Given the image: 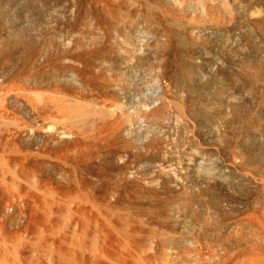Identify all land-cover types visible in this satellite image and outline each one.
Here are the masks:
<instances>
[{"label":"rangeland","instance_id":"rangeland-1","mask_svg":"<svg viewBox=\"0 0 264 264\" xmlns=\"http://www.w3.org/2000/svg\"><path fill=\"white\" fill-rule=\"evenodd\" d=\"M126 1L0 0V85L4 83L2 84V87H5V82H7L6 91L3 90L4 88L0 89V93L2 92L0 96H6V100H3L4 97H0L1 100L4 101V104L2 103L0 105V107H2L1 110L5 107L3 112L4 115L1 113L2 111L0 112V115H3V117L2 115L0 116L1 264H192V261H196L198 258L199 260L197 263L201 264V257L207 258V256L212 260V263L207 260L208 258H202L206 262L204 263V261L201 260L203 261L202 264H207V261L208 264H233L238 257L239 260H242L245 256L244 254H246L245 259L247 258L246 260L243 259L244 261L249 260V255H251L250 257L252 259L255 258L254 256H256V259H259L257 256L260 253H263L264 255V241H261V239H264L262 236L263 233L259 231V234L262 233L259 237L257 234L258 232H256L257 230L255 229L257 228L260 230V228H258V226H255L254 228V225L259 222L257 221L258 219H264L263 214H261L262 212L264 213V209L260 208L261 203H263L262 207H264V201L261 200L263 201L261 202L259 200L261 197L260 195V197L258 196L259 198H253L254 195L252 193V197L249 194L251 198L249 196L248 198L242 196L241 193L246 191V187L244 188L243 185L242 187L245 191L242 189L244 192L241 191L238 193V191H240V183L236 180V182H233L234 178H238V176L232 174V176H235L230 178L232 177L231 175L230 177H227L229 175L225 174V176L227 175L226 177L229 178V181L231 180V183L233 182L229 185L231 187L233 184L235 185L234 188L232 187L235 194L238 193L235 196L237 197L240 194L242 199L244 197V199L247 200V202L245 200L244 202L242 201L243 206H241L244 208H240V211L236 207H230L233 212L237 211L235 213H239L237 216L231 210L228 211L230 208L221 209L219 212H216V210H214V201H211L214 199L213 194L211 195L206 192L203 199L202 196H198V198L196 197V200L198 201L201 198L202 202L200 204L198 201L195 202L196 190H198V187L201 185V180H198V178L201 179L202 176H206V172L199 173L201 169L199 170L194 162V164L190 162L194 161V159L196 160L197 156H199L197 155L199 153L195 147V138L192 135L193 133H191L192 130L189 124L182 118V121L181 119H178L180 116L174 111V103L170 100H167L168 102L164 101V97L161 98L164 92V90L161 91V89H165V85L163 86V84H165V71H163L165 70L164 61L166 62V59L168 58L167 52L163 48H165L166 44L169 46L171 45L170 47L172 49L170 48V52L172 51V53L170 56V62L173 61L172 65L178 63L175 64V67L178 68V65H181L182 63L180 62L182 60L181 54H179L180 51H178V47L176 46L178 44L177 41L179 42V37L172 35L170 38L168 37L171 41H169L170 44L169 42L162 43L167 36L160 32L162 24L160 13L158 11L161 9L157 8L161 6V0H153L154 2L152 0ZM146 1H150V4L158 3L157 5L160 6H149ZM103 3L105 6L109 5V7H107L108 9H106L110 12L105 10V6L102 5ZM122 4L129 8L126 9ZM173 4L171 9L172 7H176V5L174 6ZM162 5L165 4L162 3ZM151 6V10H148ZM101 7H103L102 10ZM153 8L157 11H153ZM100 10L103 14H101ZM172 10L175 11L176 8ZM148 11H153L152 13L154 16L151 17V14L149 15ZM104 13H106V15H104ZM107 13L108 16L111 15V18L115 15L111 20L112 22H110V20H108L109 23L107 22V19L110 18L107 16ZM135 16L139 17L135 18ZM115 17L117 19H115ZM147 17H151L152 20H154V17L155 19L159 17V23L156 22L158 19L154 22L156 27L150 25L152 24L150 18L147 20L148 22L146 21ZM174 17L173 19L176 22V18H178L176 12ZM173 19L171 18V21H173ZM102 20L104 25L106 23V26L102 25L103 23H100ZM122 20L124 23H126V21L128 23L124 24ZM134 20L136 21L134 22ZM120 22L123 27L120 25ZM136 22H138L137 24L140 23V25L137 26ZM114 23L117 26H115ZM127 24L129 25V28ZM132 24L137 27H133ZM172 24H174V21ZM163 26L171 32L173 28V30L177 28V24L176 26H170L168 23H163ZM118 27L119 30L117 29ZM123 28L128 29H124V31ZM173 32L176 34L177 31L175 30ZM224 32L225 34L223 35L228 38L227 32L223 31V33ZM172 37L174 39H172ZM251 42V45L250 43L249 45H242V49L245 47L244 51L247 50V52H244L241 48L238 49L237 46V49L232 47L234 48L233 51L230 47L226 49L228 51L225 50L227 58L229 56L228 60L232 58L229 60V67H235L234 69L236 71L235 72L234 69L229 68L231 71L230 74L235 75L236 78H238V80H236L231 75L232 78L230 79V82L232 81V86L229 83V86H231V89L229 88L230 91L228 90V87H226V89L224 87V90H228V93L223 90L225 93L221 91L222 93L219 92V94L217 90H213L212 87H209L204 95L205 98L208 96L206 99L209 101L210 98L213 99H211L212 110H210V115H212V117H207L205 124L212 127L213 130L215 129V131L216 126L220 130L225 126L227 127L223 129L224 131L222 130V134L225 135L222 149L218 153V157L220 156L219 158L224 161L229 157L230 153L238 151V148L239 150H248L255 157H258L264 148V139L261 140V138L264 137V119L260 117V114L264 112V108H262V104L259 102L260 100H258L257 103V98H261L259 90L264 91V77H262L263 75L261 73L258 78L254 79L256 81H261V86L259 85V82H257V85L256 81H252L253 77L246 73L248 67L245 68V66L244 69L242 67H239L240 69L238 68L239 64L244 66L246 64L245 60H250L251 63L259 64L262 70L261 72L264 73V30L262 34H254L251 38ZM160 45H164L162 46L163 48ZM173 50H175L176 53ZM162 51L166 52H164L165 55ZM166 55L167 57H165ZM161 58H165V60L163 61ZM175 59L176 62H174ZM239 60H242L244 65L241 64V61ZM235 62L238 63V66H235ZM175 67L172 66L173 69ZM177 68L175 71L179 72L180 67L179 69ZM236 68H238V70ZM241 72H243V74ZM237 75H240L241 77L239 76V78ZM244 75H247V78ZM232 79H235V83L238 82L239 84H244L242 81L245 82L244 87H247V85L250 87L251 82H255L254 84H251V87L256 89L255 86H257L259 92L257 90L255 91H257L258 94L254 89L251 90V92L249 91L250 89L247 90L249 87L246 89H243L242 87L241 89L242 85H238L240 87L236 86L237 84H233ZM176 85L177 86L171 87L173 90L171 88L168 90H172L169 95L172 96L173 93L175 95L172 97L177 98L179 93L178 99L181 98L182 100L185 97L190 98V103L192 104L189 103V107L192 105L190 109L195 111V95L193 94V96H191L192 93L188 94L187 88H185L182 83L179 82V85L178 83ZM182 86L184 87L183 89ZM232 87L234 91L232 90ZM15 88L17 91H20V94H17ZM178 88L179 91H177ZM184 89L186 90L183 92ZM238 90L240 92H238ZM231 91L233 94L230 93ZM12 92L15 93L14 96ZM211 92H214L212 93L213 97ZM240 93H242L244 97L242 94L240 95ZM38 94H40V97L43 95L44 98L42 97V101L40 100V97L36 99ZM159 95V98H161L162 101L158 100ZM218 95L221 96L219 97ZM15 96H18V99ZM154 96L158 101L153 99L155 98ZM236 96L238 97L237 99L241 98L240 102L242 103L240 104L244 110L241 109L239 112L232 114L229 109L230 106L239 104V100L237 101V99H235ZM150 99L155 102H150ZM233 99H235L237 103ZM1 100L0 102H2ZM217 100H219L218 103ZM230 101H234L235 103H231ZM244 101L247 106L244 105ZM137 102L139 104L143 103L144 105L142 104V106L140 104V106H142L140 107L137 105ZM5 104L6 106H4ZM257 104L259 105L258 112ZM133 106H138V109L134 107L138 111L132 109ZM119 107L121 108V111L119 110ZM65 108L66 112L64 111ZM77 108L78 110L83 109L90 111L91 113H97L98 116L95 114L97 116L95 119L97 125H92L93 123L91 121L94 120H92V118L90 119L88 117L89 119L86 118V121L84 119L81 121V118L79 119L71 116V114L74 115L73 111ZM116 108L120 112H116ZM253 108H255V110H253ZM39 110L41 113L38 112ZM113 110H115L116 113L113 112ZM35 111L36 113L38 112V114H36ZM216 112H218L217 115L215 114ZM228 112L232 116L231 120H233V122H231V116ZM32 113L33 116H30ZM114 113L117 116L120 113V115L125 117L119 115L120 117L118 118ZM67 115H70L69 118ZM113 115V119L117 118L116 120L112 119ZM221 115L222 117H225V120L224 117H220ZM38 116L39 118H37ZM32 117L34 119H32ZM14 118L15 120L13 121ZM120 118H122V120H125L126 118V120L122 121ZM76 119L79 123L76 122ZM212 119H214V123ZM216 119L218 120V123ZM219 119H222L221 122ZM111 120L112 122H110ZM228 120H230L231 124L227 123ZM113 121H115V124L116 121L120 122L117 123L119 125L121 124V126L117 128L118 124H116L115 127ZM14 122L18 123L16 125L18 130L13 126V124L15 125ZM222 122L227 125H224ZM87 123L91 126L89 127ZM111 123L114 127L109 126ZM212 123L213 125L215 124V128L211 125ZM220 123H222L221 125L224 127L219 125ZM42 125L44 130H41ZM99 125L101 129L97 128ZM103 125L104 128L101 127ZM31 127H33V130ZM49 127L50 130H48ZM36 128L39 129L37 130ZM111 128H113V130L117 129L116 134ZM52 129L55 132L52 131ZM97 129H99L100 132L103 129H108V132H104V130L100 133ZM218 129L217 131H219ZM45 130H48L50 133L47 131L45 133ZM111 130L114 133L111 132ZM16 131L18 135L15 133ZM254 131L261 132V135L254 133ZM11 133L12 135L14 134V136H12ZM99 133L103 137H100ZM103 133H106L105 135L107 138ZM109 133H112V136ZM15 134L18 136V139L13 141H17V144L14 142L11 144L12 141H9L15 137ZM97 136L99 137V140L97 139ZM257 136H261V138H257ZM77 137H79V139ZM16 138L17 137L13 139ZM76 140L79 141V143ZM90 140L95 143L90 142ZM9 143L11 144V147H9ZM12 145H15L16 147L14 146L13 148ZM233 145H235V147ZM228 150L229 153H226ZM224 153H226V155ZM43 154L44 156H42ZM213 155L214 157H211L212 159H215L217 155ZM206 156L207 155L200 157H202L203 160H212L211 157L209 158V156ZM204 162L210 163L206 160ZM251 170L252 172H257L258 169L254 168L253 170L251 168L247 172L250 173L249 176H253V179L257 178V180H255L257 182L259 179L257 173L259 174V172H255L254 175V173L249 172ZM223 177L224 176L222 175L221 180ZM229 181L227 180V182ZM230 186L228 189H231ZM29 188L31 189L29 190ZM232 191L233 190L229 192ZM256 193L258 194V192ZM256 193H254L255 196L257 195ZM245 194L246 192L244 195ZM248 199L252 200L249 201ZM260 199L264 198L261 197ZM256 200H259L260 203ZM203 201L207 202H205L207 207ZM248 202L249 204L251 202L252 205L250 204L249 206V204H247ZM182 204L186 206V208ZM210 204H212L213 207H211L212 205L210 206ZM202 205V209L205 211V206L208 208L206 210L209 212H204L201 209ZM253 205L256 206V209ZM252 206L254 208H252ZM194 207H200L199 209L204 212V215L201 210ZM248 208H250L248 212L249 214H247ZM253 210H256L255 213L259 212V217L253 212ZM261 210L262 212L260 213ZM190 211L191 213L194 212V214H191ZM200 211L202 213H200ZM250 211L252 212L250 213ZM195 212L199 213V216L195 215ZM243 214H245V216H250L251 214V216H253L255 214L256 217L247 216L246 218ZM261 215L262 217H260ZM203 216H205V219H203ZM208 216L210 218H208ZM175 217L178 218L175 219ZM244 217L247 219H245L246 221L244 220ZM248 217L253 220L254 223H257L254 224L249 222V226ZM170 218H172V220L174 218V223L172 220H167ZM239 218L244 221L243 224L247 222L246 224L248 226L246 227L253 226L255 232L249 231L251 229L253 230V228L246 229V224L243 225L246 230L242 226V230L240 229L241 231H238L239 229H236V227L238 228L237 223L238 220H240ZM224 219H226L227 222L229 219L231 220L227 223ZM176 220H178L177 222H189L190 225L196 224L201 231L198 232L197 230H194L187 232L180 231V229L178 231V227L175 224L177 223ZM195 220L201 224H197ZM166 221L168 222L166 223ZM193 221L195 222L192 223ZM261 221L264 223V220ZM224 223L226 225H224ZM231 223L233 224V227H230L232 226ZM263 223L261 225L264 227ZM205 224L207 225L205 226ZM215 224H218V227L222 224V228L220 227V230L218 231H223H221L222 235L217 231V235L220 234V236H217V241H215L216 237L213 235H216L214 231L216 232L219 228L214 229L217 227ZM261 225L259 224L260 227ZM223 226H228L230 229L232 228V234L236 233L235 235L236 237H239V239L235 241L236 237H233L234 234L231 236V230L228 227H225L229 231L226 232L227 230L225 231ZM206 227L212 231H210L211 234L208 232L209 236L206 232L208 231ZM239 227L241 228V226ZM169 229V232H171L170 234L168 232ZM243 229L245 230L244 233L248 234L247 236L244 233H241ZM261 231H263L262 228ZM202 232L205 239L200 234ZM224 232L228 234H224L225 237H223ZM237 232H240V235L242 234L243 238L242 236L240 237ZM189 236L191 239L195 238L194 241H197V239L199 242L201 241L202 243H200V246H206L204 247V250H202L203 246L200 248L197 246V243L199 245V242L194 243ZM197 236H199V238ZM222 237L225 241H223ZM232 237L235 238L233 240L235 244L233 241H230L233 239ZM240 238H245V240L249 241V245L242 239L241 242ZM257 238H260V240ZM210 239H213L212 243L216 244L217 247L220 246V249L225 253L223 255L222 251L218 248L219 258L217 253L215 255H217L216 258L221 261L217 260L216 262V258L213 256L214 254H211L215 251L214 248L217 250V247L211 245L212 243ZM188 240L191 243L188 242ZM204 240L206 245L203 242ZM228 240L230 243L227 242ZM255 240L259 242L261 241L263 245L258 242L255 243ZM237 241H239V243H243L244 241L245 249H243L244 244H241L243 247L241 248V245ZM219 243L223 246L226 243L225 247L228 249L230 248L231 250L237 245L240 252L242 250L247 251L244 253L241 252L240 254L237 247H235L234 250L238 252L233 250L234 252L228 253L229 250L224 247L222 248V245ZM228 244L231 246H227ZM207 246L212 248H210L212 252L207 251ZM261 247L263 249H261ZM255 249L257 253L260 252L259 249L262 251L257 255L256 252H254ZM199 251L203 256H199L201 254ZM251 251L254 252V255L250 253ZM231 254L235 255L231 257ZM241 255L244 256L240 258ZM224 256H226V258ZM262 257L264 256L260 254V259ZM224 258L225 260H222ZM231 259L233 260L232 262H230ZM252 259H250L251 262ZM256 259L253 261H257V264L258 261H262ZM238 261L236 264L245 263ZM249 261L245 264H250ZM259 263L264 264V262Z\"/></svg>","mask_w":264,"mask_h":264},{"label":"bare ground","instance_id":"bare-ground-1","mask_svg":"<svg viewBox=\"0 0 264 264\" xmlns=\"http://www.w3.org/2000/svg\"><path fill=\"white\" fill-rule=\"evenodd\" d=\"M126 1V0H125ZM128 1V0H127ZM126 1V2H127ZM153 1V0H152ZM162 1V3H164L165 5H162V3L160 4V5H157V4H150L148 1H146V2H148L147 4L150 6V5H157V6H155V7H158V6H160L159 8H157V9H161V10H159L158 12L160 13V17H161V24H162V29H161V31L160 32H162L164 35H166V36H164V37H166V39L168 40H164V42H162L163 44L165 43V42H169L170 40L168 39V37L170 38L172 35L174 36V35H176V36H178L177 38L179 39V42L177 41V47H178V51H180V53L179 54H181V61L180 62H182L181 63V65H178L179 67H180V71L179 72H176L175 70H176V68L177 67H175L176 65L175 64H178V63H174L173 65H172V62L173 61H171L170 62V56H171V53H172V51L170 52V46L169 45H165V48H163L162 46H164V45H160L163 49H165V51L167 52V55H168V58L166 59V62L164 61L165 60V58L163 59V58H161V59H163V61H164V65H165V70H163V71H165V73H164V76H165V80H164V82H165V84H163V86L165 85V89H161V91L162 90H164V92H163V94H162V96H161V98L162 97H164V101H171V102H173L174 103V106L173 107H175V110L174 111H176L175 113H177V115H179L180 116V118H178V119H184L188 124H189V126H190V128H191V130H192V132L191 133H193L192 135H193V137L195 138L194 140V142H195V147H196V150L198 151V153L199 154H197V155H199V156H197V158H196V160L194 159V161H190L192 164H194L195 163V165L198 167V169L200 170L201 169V171H199V173H201V172H206V176L204 175V176H202V178L201 179H199L198 178V180H201V185H200V187H198V190H196V196H195V202L196 201H198V200H196V197L198 198V196H202V199L204 198L203 196H204V194H206V192L207 193H209V194H213L214 195V199L213 200H211V201H214L213 203H214V207H215V209L214 210H216V212H219L221 209H227V208H230V207H232V208H234V207H236V208H238L239 209V211H240V208L242 209V208H244V207H242L243 206V202H244V197H243V199H242V197L240 196V194L236 197L235 195H237L238 193H240L241 191L242 192H244L245 191V187H246V194L244 195V193H241V195L242 196H245V198H248V196H249V194H250V196L253 194L254 196H253V198H255V197H258L259 195L262 197V198H264V148L262 149V152L259 154V156L258 157H255L252 153H250L248 150H246V149H240L239 150V148H238V151H234V152H232V153H230V155L229 154H227V155H229V157L227 158V159H225V161L223 160V159H220L219 157H218V153H219V151L222 149V143H223V139H224V135L222 134V130L226 127H224V126H222L221 124L224 122H222V123H220L219 125H221L222 127H224L223 129L221 128V130L220 129H218V127L216 126V131H215V129L213 130L212 129V127H210V126H207L206 124H205V121H206V118L207 117H209V116H211L212 117V115H210V110H212L211 108H212V103H211V99L212 98H210V101L208 100V99H206L205 98V91L206 90H208V88L209 87H212L213 88V90H217L218 91V93L219 92H221V91H223L224 90V87H225V89H226V87H228V90L230 91V89H231V82H230V79L232 78L231 77V75L232 74H230L231 73V71H230V69L232 68V69H234L233 67H229L230 66V59H232V58H230L229 60H228V58H229V56H228V58H227V54H226V52H225V50L226 49H228L229 47L230 48H232V47H235L236 48V46L238 47V49L239 48H241L242 49V45L244 46V45H249V43L251 42V38H252V36H254V34L256 35V33L257 34H262V32H263V30H264V0H161ZM128 2H130V1H128ZM154 2V1H153ZM174 3V4H173ZM172 4L175 6L176 5V7H174V8H176V10L175 11H173L172 9H174L173 7H172V9H171V6H172ZM102 5H104V3L102 4ZM123 5V4H122ZM105 6V5H104ZM124 7H125V5H123ZM170 6V7H169ZM107 7H109V5L108 6H105L104 8H105V10H107L108 8ZM122 7V6H121ZM123 7V8H124ZM154 7V6H153ZM162 7V8H161ZM102 8L103 7H101V10H102ZM107 8V9H106ZM126 9H128L129 7L127 6V7H125ZM124 8V9H125ZM149 8V7H148ZM151 8H152V6L150 7V9H148V10H151ZM259 8V9H258ZM100 10V12H101V14H103L102 13V11ZM104 10V9H103ZM104 10V11H105ZM153 11L155 10L154 8L152 9ZM107 11H109V10H107ZM152 11V12H153ZM155 11H157V10H155ZM110 12V11H109ZM111 12H112V10H111ZM151 12V11H150ZM149 11H148V13H149V15L151 14V17L152 16H154V14L151 12L150 13ZM175 12H176V15H178V18H176V22H175V20L173 19V17L175 16ZM135 13V12H134ZM138 13V12H137ZM155 13H157V12H155ZM114 14V13H113ZM112 14V15H113ZM131 14V13H130ZM158 14V13H157ZM104 15H106V13H104ZM109 15H110V13H109ZM148 15V16H149ZM174 15V16H173ZM102 16V15H101ZM107 16H108V13H107ZM106 16V17H107ZM114 16L115 15H113V17L112 18H114ZM158 16V15H157ZM173 16V17H172ZM99 17V16H98ZM105 17V18H106ZM108 17H110V18H108L107 19V22L109 23V21L108 20H110V22H112L111 20H112V18H111V15L110 16H108ZM116 17H118V16H116ZM115 17V19H117ZM132 17H133V15H132ZM138 18L139 16H135V18ZM151 17H149L150 18V20H152L151 19ZM155 17H156V14H155ZM155 17L153 18L154 20H152V21H150L152 24H150L151 26H155L154 25V22L159 18H156L155 19ZM100 18V17H99ZM99 18H98V20H99ZM104 18V17H103ZM103 18H101V19H103ZM134 18V17H133ZM148 17H147V19H146V21L149 19ZM171 18L173 19V21H174V24H172L173 23V21H171ZM175 18V17H174ZM100 19V20H101ZM114 19V20H115ZM130 19H132V18H130ZM113 20V21H114ZM121 20V19H120ZM124 20V19H123ZM122 20V21H123ZM140 20V19H139ZM116 21V20H115ZM118 21V20H117ZM129 21V20H128ZM131 21V20H130ZM136 20H134V22H135ZM141 21V20H140ZM140 21H138V22H140ZM159 21V19L156 21V22H158ZM172 23H171V22ZM138 22H136V24L138 23ZM148 22V21H147ZM149 22V23H150ZM101 24L103 23V20H102V22H100ZM99 23V24H100ZM117 23H119V22H117ZM123 23H124V21H123ZM126 23H128L127 21H126ZM126 23H124V24H126ZM159 23V22H158ZM158 23H157V26H158ZM163 23H168L170 26H172V25H175L176 26V24H177V28L175 29L177 32H176V34L173 32V31H175V30H173L172 29V32L170 31V30H168L167 28H165L164 26H163ZM176 23V24H175ZM160 24V25H161ZM102 25H104V23L102 24ZM114 25L115 26H117L115 23H114ZM119 25V24H118ZM120 25L122 26V24H121V22H120ZM119 25V26H120ZM128 25V24H127ZM138 25H140V23L139 24H137V26ZM149 25V26H150ZM104 26H106V23H105V25ZM103 26V27H104ZM112 26H113V23H112ZM126 26V25H125ZM124 26V27H125ZM132 26L134 27H137L136 25H133L132 24ZM107 27H108V25H107ZM106 27V28H107ZM110 27V26H109ZM123 27V26H122ZM156 27V26H155ZM174 27V26H173ZM128 28H129V25H128ZM128 28H126V29H128ZM154 28V27H153ZM158 28V29H159ZM113 29V28H112ZM118 30H119V27L117 28ZM125 28H123V30H124ZM125 29V30H126ZM131 29V28H130ZM178 29V30H177ZM117 30V31H118ZM124 30V31H125ZM134 30V29H133ZM115 31V30H114ZM122 31V30H121ZM123 31V32H124ZM223 31H226L227 32V36H228V38L227 37H225V35H223V34H225V32L223 33ZM122 33V32H121ZM125 33V32H124ZM156 33H158V32H156ZM161 33V34H162ZM127 34V33H126ZM160 34V35H161ZM129 36V35H128ZM175 36V37H176ZM163 37V36H162ZM148 39V38H147ZM172 39H174L173 37H172ZM177 40V39H176ZM175 41V40H174ZM153 42V41H152ZM171 42V41H170ZM170 42H169V44H170ZM160 43V42H159ZM252 43V42H251ZM251 43H250V45H251ZM152 44V43H151ZM173 44V43H172ZM175 44H176V42H175ZM158 45V44H157ZM152 46V45H151ZM159 46V45H158ZM167 46H169V47H167ZM173 46V45H172ZM167 47V48H166ZM155 48V47H154ZM159 48V47H158ZM161 48V49H162ZM247 48V47H246ZM149 49V48H148ZM172 49V48H171ZM233 49L234 48H232V51H233ZM237 49V48H236ZM244 49H245V47H243V51H244ZM1 50V49H0ZM177 50V49H176ZM231 50V49H230ZM164 51V52H165ZM173 51H175V50H173ZM226 51H228V50H226ZM238 51H240V50H238ZM246 52H247V50H245ZM244 51V52H245ZM4 52V51H3ZM163 52V51H162ZM163 52V54L165 55V53ZM150 53V52H149ZM155 53V52H154ZM175 53H176V51H175ZM241 53H243L242 51H241ZM178 54V55H179ZM164 55H163V57H164ZM167 55L165 56V57H167ZM228 55H229V53H228ZM231 55V54H230ZM243 55H244V53H243ZM162 56V55H161ZM232 56V55H231ZM233 56H234V54H233ZM1 57V56H0ZM174 58H176L175 56H173ZM172 57V58H173ZM178 57H180V56H178ZM237 57V56H236ZM241 57V56H240ZM172 58H171V60H172ZM160 59V60H161ZM177 59V58H176ZM176 59H175V61L174 62H176ZM238 59V58H237ZM240 59V58H239ZM245 59V58H244ZM250 59V58H249ZM174 60V59H173ZM243 60V59H242ZM242 60H239V61H241L240 63L241 64H243L242 63ZM238 61V62H239ZM178 62V61H177ZM233 62H234V60H233ZM236 63V62H235ZM245 65L244 66H241L240 64H239V66H238V63H236L235 64V66H238V68L239 67H242L243 69H244V67L245 68H247V70H248V72H247V70H246V73L247 74H250V76H252L253 77V79H252V81H256V80H254L255 78H258V76L259 75H261V73H262V77H264V73L263 72H261L262 70H261V67L259 66V64L257 65L256 63H251V61L250 60H245ZM161 64V63H160ZM233 64V63H232ZM163 65V64H162ZM163 65V66H164ZM162 66V67H163ZM172 66H174L175 68L173 69L172 68ZM179 67L177 68V69H179ZM230 68V69H229ZM238 68H236L237 70H238ZM250 68V69H249ZM162 69V68H161ZM160 69V70H161ZM240 69V68H239ZM263 69V68H262ZM242 70V69H241ZM240 70V71H241ZM178 71V70H177ZM234 71H235V69H234ZM239 71V72H240ZM162 72V71H161ZM160 72V73H161ZM236 72V71H235ZM245 72V71H244ZM162 73V74H163ZM238 73V72H237ZM237 73H235V74H237ZM242 74H243V72H241ZM241 73H240V75H241ZM162 74H161V76H162ZM245 74V73H244ZM16 75V74H15ZM239 75V76H240ZM233 76V78H235L236 80H238V78H236V76L235 75H232ZM235 76V77H234ZM238 75H237V77H239ZM245 76V75H244ZM247 76V75H246ZM245 76V77H246ZM250 76H248V77H250ZM18 77V76H17ZM241 77V76H240ZM239 77V78H240ZM15 78V77H14ZM162 78V77H161ZM247 78V77H246ZM7 79V78H6ZM235 79H232L233 80V84H237L236 86H238V85H242L241 86V89H242V87H243V89L245 88H247V87H249L248 85H247V87H244V84H245V82H243L242 81V83H244V84H239L238 82L237 83H235L236 82V80ZM241 79H243V78H241ZM251 79V78H250ZM261 79V78H260ZM9 80V79H8ZM7 80V81H8ZM15 80V79H14ZM13 80V81H14ZM162 80H163V78H162ZM249 80V79H248ZM259 80V79H258ZM11 81V80H10ZM12 81V82H13ZM251 81V80H250ZM249 81V82H250ZM179 82L180 83H182L183 85H184V87L185 88H187V93L189 94V93H192V95L191 96H193V94L195 95V99H196V102H194V103H196L195 105H196V108L194 109L195 111H193V110H191L190 109V107L192 106H190L189 107V105L190 104H192V103H190V98H184V99H182L181 100V98H179L178 99V96H179V93H178V96H177V98L176 97H172L173 95H175V94H173L172 93V96H170L169 94H171L170 92H172V90H173V88H171V87H174V86H177L176 84L178 83V85H179ZM239 82H240V79H239ZM257 82H259V85H260V83H261V81H256V84H257ZM6 84H7V82H5ZM9 83V82H8ZM229 83H230V85L231 86H229ZM255 83V82H254ZM254 83H252L251 82V84H254ZM2 84H4V83H2ZM2 84L0 85V89H2V88H4L3 90H5L7 87H6V84H5V87L3 86L2 87ZM12 84V83H11ZM251 84H250V87H251ZM16 85H17V83H16ZM235 85H233L234 87H236ZM258 85V84H257ZM181 86V85H180ZM240 86H238V87H240ZM261 86V85H260ZM264 86V85H263ZM183 86H182V89L184 88ZM248 88L247 90H249L250 92H251V90H253L254 88ZM254 87V86H253ZM161 88H162V86H161ZM172 89L171 91H168L169 89ZM177 88V87H176ZM180 88V87H179ZM179 88H178V90L177 91H179ZM230 88V89H229ZM255 88L256 89H254V91L255 90H257L258 91V89H257V86H255ZM16 89V88H15ZM20 89V88H19ZM240 89V88H239ZM240 89V90H241ZM260 89H261V87H260ZM13 90H14V88H13ZM12 90V91H13ZM176 90V89H175ZM174 90V91H175ZM186 89H184L183 90V92L185 91ZM213 90H209V91H213ZM228 90H224L226 93H228L227 91ZM232 90L234 91V89H233V87H232ZM236 90H237V88H236ZM235 90V91H236ZM6 91V90H5ZM16 91H17V89H16ZM168 91V92H167ZM176 91V92H177ZM223 91V93H225ZM244 91V90H243ZM254 91H253V93H254ZM257 91H255L256 93H257ZM261 93H260V92ZM258 92H259V94H260V99L259 98H257V103H258V100H260L259 102L262 104L261 106H262V108H264V91H262V90H259ZM14 92H15V90H14ZM14 92H12V94H13V96H14ZM180 92L182 93V91L180 90ZM207 92V91H206ZM214 92H216V91H214ZM214 92H211V95H212V97H213V94L212 93H214ZM238 92H240L239 90H238ZM242 92V91H241ZM2 93V92H1ZM0 93V94H1ZM4 93V92H3ZM158 93V92H157ZM156 93V94H157ZM161 93V92H160ZM186 93V92H185ZM218 93H215V94H218ZM222 93V92H221ZM231 94H233L232 93V91L230 92ZM17 94H20V91H17ZM16 94V95H17ZM220 94V93H219ZM242 93H240V95H241ZM255 94V93H254ZM258 94V93H257ZM40 94H38L37 95V97H36V99L38 98V97H40L39 96ZM181 95V94H180ZM222 95V94H221ZM221 95H218L219 97L221 96ZM228 95H230V94H228ZM236 95H237V93H236ZM240 95H238L239 97H241ZM2 96H3V94H2ZM156 96V95H155ZM154 96V97H155ZM182 96V95H181ZM216 96V95H215ZM242 96L244 97V95L242 94ZM1 97V96H0ZM5 99H4V98ZM3 97H1V98H3V100H6V96H3ZM17 99H18V96H15ZM42 97H43V95H42ZM42 97H40V100L42 99ZM130 97H132V96H130ZM157 97V96H156ZM156 97L155 98H153L154 100H156ZM160 97V95L158 96V98ZM218 97V98H219ZM223 97V96H222ZM228 97V96H227ZM233 97H234V95H233ZM242 97V98H243ZM259 97V96H258ZM1 98H0V100H1ZM14 98V97H13ZM16 98H14L15 100H17ZM44 98V97H43ZM161 98H159L158 100H161ZM231 98V97H230ZM238 97L236 96V98L235 99H237ZM166 99V100H165ZM174 99V100H173ZM221 99V98H220ZM219 99V100H220ZM224 99V98H223ZM229 99V98H228ZM235 99H233V100H235ZM44 100V99H43ZM130 100V99H129ZM134 100V99H133ZM151 101L150 102H153L154 100H152V99H150ZM158 100H156V101H158ZM213 100V99H212ZM219 100H217V103H218V101ZM222 100V99H221ZM232 100V99H231ZM239 100V101H238ZM240 100H241V98L240 99H237V101H238V103L239 104H234V105H232V106H230V111L232 112V114H234V113H236V112H239V110H241V109H243L242 108V106H241V104L240 103H242V102H240ZM243 100V99H242ZM2 101V100H1ZM38 101V100H37ZM36 101V102H37ZM42 101V100H41ZM138 101V100H137ZM146 101V100H145ZM148 101V100H147ZM162 101V100H161ZM167 101V102H168ZM225 101V100H224ZM245 101H246V99H245ZM245 101L243 102L244 103V105H246L247 106V104H245ZM6 102V101H5ZM39 102V101H38ZM44 102H45V100H44ZM149 102V101H148ZM148 102H145V103H148ZM155 102V101H154ZM215 102V101H214ZM213 102V103H214ZM221 102V101H220ZM223 102V101H222ZM231 103H233L232 101H230ZM229 102V103H230ZM235 102H236V100H235ZM234 102V103H235ZM4 104V101H2V102H0V105L1 104ZM129 103H131V102H129ZM138 103V102H137ZM190 103V104H189ZM216 103V102H215ZM237 103V102H236ZM247 103V102H246ZM260 103H259V105H260ZM141 104V103H140ZM140 104L138 103L137 105H139L140 106ZM143 104V103H142ZM141 104V105H142ZM119 105V104H118ZM125 105V104H124ZM144 105V104H143ZM142 105V106H143ZM148 105V104H147ZM214 105V104H213ZM243 105V104H242ZM259 105L257 104V112H258V107H259ZM4 106H6V104L4 105ZM142 106H140V107H142ZM150 106V105H149ZM226 106V105H225ZM114 107H116V106H114ZM128 107V106H127ZM134 107H136V106H133V108L132 109H138V106L136 107V108H134ZM139 107V108H140ZM1 108L2 107H0V112L4 115V109H5V107L1 110ZM36 108V107H35ZM124 108V107H123ZM146 108V107H145ZM221 108V107H220ZM261 108V107H260ZM125 109V108H124ZM127 109V108H126ZM130 109V108H129ZM131 109V110H132ZM136 109V111H138ZM217 109V108H216ZM34 110V109H33ZM32 110V111H33ZM36 110V109H35ZM38 110V109H37ZM101 110H102V108H101ZM116 110V112L117 111H121V108L119 107V110L116 108L115 109ZM115 110H113V112H115ZM123 110V109H122ZM130 110V111H131ZM158 110V109H157ZM156 110V111H157ZM160 110V109H159ZM227 110V109H226ZM244 110V109H243ZM247 110V109H246ZM253 110H255V108H253ZM262 110V109H261ZM42 111V110H41ZM65 112H66V108H65V110H64ZM68 111V110H67ZM106 111V110H105ZM119 111V112H120ZM135 111V112H136ZM172 111V110H171ZM215 111V110H214ZM39 113H41L40 112V110L38 111ZM38 112L36 113V111H35V113L36 114H38ZM69 112H71V111H69ZM99 112V111H98ZM110 112V111H109ZM115 112V113H116ZM124 112V111H123ZM127 112V111H126ZM260 112V111H259ZM43 113V112H42ZM72 113V112H71ZM101 113H103V112H101ZM115 113H114V115H115ZM132 113V112H131ZM214 113V112H213ZM217 113L218 112H216L215 114L217 115ZM222 113V112H221ZM249 113V112H248ZM251 113V112H250ZM254 113V112H253ZM1 114V115H2ZM66 114V113H65ZM64 114V115H65ZM69 114V113H68ZM73 114L74 115H72L71 114V116H74L75 118H81L82 120L81 121H83V119L85 120L86 118L87 119H91L92 118V120L93 121H91L90 123L92 124V125H97V123H95V119H96V117L98 116V114L97 113H94V112H90V111H87V110H83V109H79L78 110V108L77 109H75L74 111H73ZM97 116H96V115ZM105 114V113H104ZM103 114V115H104ZM109 114V113H108ZM107 114V115H108ZM110 114H112V113H110ZM118 114V113H117ZM121 114H122V112H121ZM125 114V113H124ZM136 114V113H135ZM163 114V113H162ZM225 114V113H224ZM228 114H229V112H228ZM227 114V115H228ZM247 114V113H246ZM0 115V116H1ZM3 115H2V117H3ZM63 115V116H64ZM114 115L112 116V119H113V117H114ZM119 115H120V113H119ZM117 116V115H115V116H117L118 118L120 117V116H122V115H120V116ZM154 115V114H153ZM176 115V116H177ZM215 115V116H216ZM230 115V114H229ZM30 116H33V113L30 115ZM37 116V115H36ZM70 116V115H69ZM69 116L67 115V117L69 118ZM101 116V115H100ZM151 116V115H150ZM226 116V115H225ZM231 116V115H230ZM236 116V115H235ZM257 116V115H256ZM1 117V118H2ZM46 117V116H45ZM89 117V118H88ZM95 117V118H94ZM104 117V116H103ZM108 117V116H107ZM111 117V116H110ZM122 117H125V116H122ZM129 117H130V115H129ZM220 117H222V115L220 116ZM220 117H217V118H220ZM224 117V116H223ZM222 117V118H223ZM228 117V116H227ZM226 117V118H227ZM260 117H262L263 119H264V112H262L261 114H260ZM16 118V117H15ZM15 118L13 119V121L15 120ZM34 118H35V116H34ZM33 117H32V119H34ZM37 118H39V116L37 117ZM72 118V117H71ZM70 118V119H71ZM101 118V117H100ZM105 118V117H104ZM213 118H214V116H213ZM233 118H235V117H233ZM253 118V117H252ZM251 118V119H252ZM99 119V118H98ZM117 118H115V119H113V120H116ZM121 120H122V118H120ZM177 119V118H176ZM182 119H181V121H182ZM215 119V118H214ZM214 119H212V121L214 120ZM232 119V116L230 117V120ZM236 119V118H235ZM77 120V119H76ZM76 120H74V121H76ZM125 120H126V118H125ZM125 120H122V121H125ZM149 120V119H148ZM157 120V119H156ZM217 120V119H216ZM221 120L222 119H219V121L221 122ZM224 120H225V117H224ZM227 120V119H226ZM230 120H228L227 121V123H230ZM253 120V119H252ZM4 121V120H3ZM16 121H17V119H16ZM15 121V122H16ZM72 121V120H71ZM86 121V120H85ZM130 121V120H129ZM14 122V123H15ZM76 122H78V120L76 121ZM88 122V121H87ZM99 122V121H98ZM110 122H112V120L110 121ZM115 121H113V123H114ZM118 121H116V124H118V123H120V122H118ZM159 122V121H158ZM216 122V121H215ZM231 122H233V120H231ZM79 123V122H78ZM102 123V122H101ZM207 123V122H206ZM213 123H214V121H213ZM213 123L211 124V125H213ZM217 123H218V120H217ZM226 123V122H225ZM260 123V122H259ZM262 123V122H261ZM18 123H15V125L13 124V126H15V128L17 127L16 125H17ZM44 124V123H43ZM52 124V123H51ZM108 124V123H107ZM110 124V123H109ZM115 124V123H114ZM116 124H115V127H116ZM129 124V123H128ZM188 124H186V125H188ZM224 124V123H223ZM231 124V123H230ZM246 124V123H245ZM263 124V123H262ZM45 125V124H44ZM85 125V124H84ZM87 125L89 126V124L87 123ZM147 125V124H146ZM224 125H227V124H224ZM261 125V124H260ZM91 126V125H90ZM89 126V127H90ZM108 126V125H107ZM109 126H112V123H111V125H109ZM119 126H121V124L119 125L118 124V126H117V128L119 127ZM182 126V125H181ZM220 126V127H221ZM250 126V125H249ZM41 127V126H40ZM39 127V128H40ZM50 127H52V126H50ZM50 127H49V129L48 130H50ZM85 127H87V126H85ZM101 127H103L104 128V125L103 126H101ZM105 127H106V125H105ZM112 127H114V126H112ZM186 127V126H185ZM219 127V128H220ZM229 127V126H228ZM232 127V126H231ZM257 127H259V126H257ZM28 128V127H27ZM30 128V127H29ZM38 128V129H39ZM44 127H43V125H42V129L41 130H44L43 129ZM47 128V127H46ZM78 128V127H77ZM93 128V127H92ZM97 128H100V125H99V127H97ZM108 128V127H107ZM121 128V127H120ZM119 128V129H120ZM189 128V127H188ZM213 128H215V124L213 125ZM227 128V127H226ZM261 128V127H260ZM17 129V128H16ZM31 129L33 130V127H31ZM35 129V128H34ZM37 129V128H36ZM37 129V130H38ZM54 129V128H53ZM52 129V131H54ZM90 129V128H89ZM94 129V128H93ZM101 129V128H100ZM110 129V128H109ZM112 130H113V128H111ZM217 129L221 132H219V131H217ZM248 129H250V128H248ZM18 130V129H17ZM48 130H45V133H46V131L47 132H49ZM78 130V129H77ZM76 130V131H77ZM84 130V129H83ZM86 130V129H85ZM97 130H99V129H97ZM105 129H103L102 131H104ZM108 130V129H107ZM107 130H105L104 132H106ZM111 130V132H113V131H115V134H116V130L117 129H114L113 131ZM125 130V129H124ZM123 130V131H124ZM181 130H182V128H181ZM258 130V129H257ZM263 130V129H262ZM14 131V130H13ZM35 131V130H34ZM93 131V130H92ZM102 131L100 132V130L98 131V132H100V133H102ZM224 131V130H223ZM260 131V130H259ZM264 131V130H263ZM263 131H262V133H263ZM55 132V131H54ZM93 132H95V131H93ZM108 132V131H107ZM110 132V131H109ZM226 132V131H225ZM225 132H223V133H225ZM228 132V131H227ZM232 132V131H231ZM16 134H17V131L15 132ZM50 133V132H49ZM53 133V132H52ZM74 133V132H73ZM100 133H99V135H100ZM114 133V132H113ZM235 133V132H234ZM251 133H252V131H251ZM254 133H256V134H258V135H261L259 132H255L254 131ZM15 134V137H17L16 139H13V138H15V137H13L12 138V136H14V134L12 135V133H11V138L12 139H10V141H9V139H8V141L9 142H11L12 141V143L11 144H13V140H17L18 139V134L16 135ZM48 134V133H47ZM55 134V133H54ZM57 134V133H56ZM82 134V133H81ZM104 134V133H103ZM106 134V133H105ZM104 134V135H105ZM111 136H112V133H109ZM114 134V135H115ZM128 134V133H127ZM264 134V133H263ZM50 135V134H49ZM71 135H73V134H71ZM88 135V134H87ZM98 135V136H99ZM121 135V134H120ZM124 135V134H123ZM79 136V135H78ZM97 136V139L99 140V137ZM102 135H100V137H101ZM106 136V135H105ZM109 136V135H108ZM127 136V135H126ZM264 136V135H263ZM103 137V136H102ZM129 137V136H128ZM227 137V136H226ZM232 137H234V136H232ZM237 137V136H236ZM241 137V136H240ZM258 137H260L261 138V136H257V138ZM78 139H79V137H77ZM76 138V139H77ZM87 138V137H86ZM106 138H107V136H106ZM106 138H104V139H106ZM115 138H116V136H115ZM92 139H93V137H92ZM102 139V138H101ZM103 139V140H104ZM254 139V138H253ZM262 139H264V137L263 138H261V140ZM49 140V139H48ZM87 140V139H86ZM108 140H110V139H108ZM114 140V139H113ZM120 140V139H119ZM232 140V139H231ZM236 140V139H235ZM77 141V140H76ZM82 141V140H81ZM88 141V140H87ZM111 141V140H110ZM145 141V140H144ZM237 141V140H236ZM74 142V141H73ZM78 143H79V141H77ZM90 142H94V141H91L90 140ZM104 142V141H103ZM116 142V141H115ZM120 142V141H119ZM125 142V141H124ZM140 142H142V141H140ZM192 142H193V140H192ZM233 142V141H232ZM8 143V142H7ZM15 144H17V141L16 142H14ZM84 143V142H83ZM95 143V142H94ZM98 143H99V141H98ZM108 143V142H107ZM236 143V142H235ZM239 143V142H238ZM246 143H248V142H246ZM245 143V144H246ZM254 143V142H253ZM10 144V143H9ZM11 144L9 145V147H11ZM100 144V143H99ZM194 144V143H193ZM232 144V143H231ZM249 144V143H248ZM263 144V143H262ZM8 145V144H7ZM82 145V144H81ZM88 145V144H87ZM92 145V144H91ZM127 145V144H126ZM225 145H226V142H225ZM230 145V144H229ZM256 145V144H255ZM6 146V145H5ZM13 146V148H14V146L15 145H12ZM76 146V145H75ZM89 146V145H88ZM124 146V145H123ZM123 146H121V147H123ZM131 146V145H130ZM223 146H224V144H223ZM234 147H235V145H233ZM260 146V145H259ZM264 146V145H263ZM16 147V146H15ZM18 147V146H17ZM91 147V146H90ZM191 147V146H190ZM194 147V148H195ZM50 148V147H49ZM83 148V147H82ZM96 148V147H95ZM126 148V147H125ZM152 148V147H151ZM228 148V147H227ZM230 148V147H229ZM90 149V148H89ZM93 149V148H92ZM122 149V148H121ZM150 149V148H149ZM232 149V148H231ZM256 149V148H255ZM42 150V149H41ZM62 150V149H61ZM146 150V149H145ZM225 150V149H224ZM230 150V149H229ZM229 150H228V152H226V153H229ZM234 150V149H233ZM252 150V149H251ZM46 151V150H45ZM116 151V150H115ZM118 151V150H117ZM123 151H124V149H123ZM122 151V152H123ZM227 151V150H226ZM254 151V150H253ZM260 151V150H259ZM15 152V151H14ZM223 152V151H222ZM231 152V151H230ZM41 153V152H40ZM197 153V152H196ZM226 153H224L225 155H226ZM263 153V154H262ZM213 154H216L217 155V157H215V159H212V157H214V155ZM40 155V154H39ZM39 155H37V156H39ZM49 155V154H48ZM51 155V154H50ZM57 155V154H56ZM204 155H207L206 157H208L209 156V158L211 157V161H208L207 159H205L207 162H210V163H205L204 161L205 160H203L202 159V157H204ZM222 155V154H221ZM42 156H44V154L42 155ZM41 156V157H42ZM46 156V155H45ZM200 156H202V157H200ZM224 156V155H223ZM48 157V156H47ZM59 157V156H58ZM127 157V156H126ZM43 158V157H42ZM86 159V158H85ZM192 160V159H191ZM210 160V159H209ZM194 162V163H193ZM193 167H195V166H193ZM253 169L254 170V168H257L258 170H257V172H259V174L257 173V175L259 176V179H258V181L256 182L255 180H257V178H255V179H253L252 177L253 176H249V174L250 173H247L248 172V170H250V169ZM88 169V168H87ZM207 170V171H206ZM249 172H252V170L251 171H249ZM255 172H252V173H254V175H255ZM225 174H227V175H229V176H227V177H230V175L232 176V174H235L236 176H238V178H234V181L233 182H236V181H238L239 183H240V188H239V190L240 191H238V193L237 194H235V192H234V184H233V188L230 186L232 183H231V180L229 181V178H227L226 176H225ZM203 175V174H202ZM222 175L224 176L223 178H222V180H221V177H222ZM234 175V176H235ZM256 175V176H257ZM234 176H232V177H230V178H233ZM14 178V177H13ZM227 178V179H226ZM14 179H16V178H14ZM13 180V179H12ZM227 180L229 181V182H227ZM236 180V181H235ZM199 182V181H198ZM200 183V182H199ZM11 184V183H10ZM14 184V183H13ZM48 184V183H47ZM230 184V185H229ZM235 184H237V183H235ZM36 185V184H35ZM226 185H228V186H226ZM242 185L244 186V188L242 187ZM45 186V185H44ZM231 187V189L229 190L228 189V187ZM12 188V187H11ZM47 188V187H46ZM237 188V187H236ZM31 188H29V190H30ZM48 189H50V188H48ZM242 189H244V191L242 190ZM47 190V189H46ZM231 190H233L232 192H229V191H231ZM7 191V190H6ZM16 191V190H15ZM51 191V190H50ZM235 191H237V190H235ZM47 192V191H46ZM52 192V191H51ZM89 192V191H88ZM256 192H258V194L256 193ZM13 193V192H12ZM48 193V192H47ZM57 193V192H56ZM252 193V194H251ZM254 193H256L257 195L255 196V194ZM260 193V194H259ZM88 194V193H87ZM208 194V195H209ZM195 195V194H194ZM14 196V195H13ZM185 196V195H184ZM207 196V195H206ZM247 196V197H246ZM249 196V197H250ZM259 196V197H260ZM173 197V196H172ZM180 197V196H179ZM252 197V196H251ZM250 197V198H251ZM258 197V198H259ZM260 197V198H261ZM211 198V197H210ZM257 198V199H258ZM259 198V200L261 201V200H263L264 201V199H260ZM89 199V198H88ZM206 199V198H205ZM190 200V199H189ZM249 201H251L252 199H248ZM254 200V199H253ZM259 200H256L257 202H259L260 203V201ZM181 201V200H180ZM243 201V202H242ZM246 202H247V200H245ZM255 201V202H256ZM263 201H261V202H263ZM183 202V201H182ZM181 202V203H182ZM202 202V200H201V198H200V200L198 201V203L200 204ZM204 203L206 202V201H203ZM210 202V201H209ZM208 202V203H209ZM189 203H190V201H189ZM207 203V202H206ZM206 203H205V206H206ZM198 204V205H199ZM203 204V203H202ZM246 204V203H245ZM247 204H249V202L247 203ZM246 204V205H247ZM250 204H251V202H250ZM250 204H249V206H250ZM256 204V203H255ZM169 205V204H168ZM173 205V204H172ZM183 205V204H182ZM212 204H210V206H211ZM242 205V206H241ZM252 205V204H251ZM262 205H263V203H261V207L260 208H263L264 209V207H262ZM184 206V205H183ZM183 206H182V208H183ZM197 206V205H196ZM200 206V205H199ZM204 206V208H205V211H204V209H202L203 208V205H202V207H201V209L204 211V212H206V211H208V210H206V209H208V208H206ZM253 206H255V205H253ZM252 206V208H254ZM185 208H186V206H184ZM211 207H213V205L211 206ZM185 208H184V211H185ZM189 208V207H188ZM187 208V209H188ZM192 208V207H191ZM194 208H196V207H194ZM198 208V207H197ZM196 208V209H197ZM200 208V207H199ZM198 208V209H199ZM245 208L247 209V207L245 206ZM169 209V208H168ZM193 209V208H192ZM201 209H199V210H201ZM210 209V208H209ZM246 209H244V210H246ZM249 209L250 208H248V210H247V214H249L248 212H249ZM255 209H256V206H255ZM183 210V209H182ZM199 210H198V212H199ZM201 210V211H202ZM229 210H231V208L230 209H228V211ZM258 210V209H257ZM170 211V210H169ZM200 211V213H202ZM232 211V210H231ZM234 211H235V209H234ZM256 211V210H255ZM255 211L253 210V212L255 213ZM264 211V210H263ZM188 212V211H187ZM204 212H203V215H204ZM209 212V211H208ZM233 212V211H232ZM235 212H237V211H235ZM235 212H233V213H235ZM244 212H246V211H244ZM252 211H250V213H251ZM262 212V210L260 211V213ZM190 213H191V211H190ZM242 213H243V211H242ZM167 214V213H166ZM181 214V213H180ZM191 214H194V212H192ZM207 214V213H206ZM210 214V213H209ZM228 214V213H227ZM232 214V213H231ZM237 214H239V213H237ZM237 214L235 213V215L237 216ZM257 216H258V214H259V212L258 213H255ZM253 215L254 217H256V215ZM261 214H263V216H264V213L262 212ZM182 215V214H181ZM195 215H197V216H199V213H197V212H195ZM212 215H213V213H212ZM244 216H245V214H243ZM252 215V214H251ZM250 215V216H251ZM176 216V215H175ZM183 216H185V215H183ZM187 216V215H186ZM206 216V215H205ZM205 216H203L204 218L203 219H205ZM216 216V215H215ZM233 216V215H232ZM242 216V215H241ZM247 216H249V215H247ZM247 216H245L246 218H247ZM249 216V217H250ZM253 216H251V217H253ZM174 217V216H173ZM207 217V216H206ZM228 217V216H227ZM240 217V216H239ZM244 217V220L246 219ZM248 217V218H249ZM259 217V216H258ZM260 217H262V215L260 216ZM178 218V217H177ZM176 217H175V219H177ZM189 218H191V217H189ZM208 218H210L209 216H208ZM217 218V217H216ZM225 218V217H224ZM235 218H237V217H235ZM234 218V219H235ZM242 218H243V216H242ZM183 219V218H182ZM194 219H195V217H194ZM227 219V218H226ZM226 219H224L225 221H226ZM240 219V218H239ZM250 219V218H249ZM248 219V225L250 226V224H249V222L250 223H254L253 222V220H249ZM258 219V218H257ZM158 220V219H157ZM167 220H172V218H170V219H167ZM173 220H174V218H173ZM173 220H172V222H173ZM179 220V219H178ZM178 220H176V222L178 221ZM180 220H181V218H180ZM202 220V219H201ZM208 220V219H207ZM220 220V219H219ZM229 220H231V219H229ZM229 220H228V222H229ZM238 220V219H237ZM247 220V219H246ZM245 220V221H246ZM261 220H264V219H261ZM261 220H257V221H259L258 223L261 225L262 223H263V221H261ZM138 221V220H137ZM192 221V220H191ZM196 221V220H195ZM195 221H193L192 223H194ZM233 221V220H232ZM240 221H241V223H240ZM243 220H238V223H237V225H238V228L236 227V229H239L238 231H241L242 230V226L243 225H245L247 222H245V224H243L244 223V221L242 222ZM168 221H166V223H167ZM197 222V221H196ZM204 222H206V221H204ZM210 222H212V221H210ZM214 222V221H213ZM224 222V221H223ZM227 222V221H226ZM227 222V223H228ZM235 222H237V221H235ZM262 222V223H261ZM174 223V222H173ZM199 222H197V224H198ZM208 223V222H207ZM218 223H219V221H218ZM234 223V222H233ZM255 223H257V222H255ZM254 223V224H255ZM256 224V225H254V228H255V226L257 227L258 226V228H260V230L259 229H255V230H257L256 232H258L257 234H258V236L260 237V235L262 234V236H263V238H264V227H263V225H261V227L259 226V224ZM176 224V226L178 227V231H179V229H180V231H194V230H197L198 232H200L201 230L199 229V226L197 225L196 226V224L195 225H190L189 224V222L187 223V222H185V221H179V222H177V223H175ZM199 224H201V223H199ZM232 224V223H231ZM231 224H229V225H231ZM264 224V223H263ZM155 225V224H154ZM172 225V224H171ZM174 225V224H173ZM207 224H205V226H206ZM217 227H215L214 229H217V228H219V229H217L216 230V232L214 231V233L216 234V235H213V236H215L216 237V239H215V241H217V236H220V234L223 232L222 230V232L220 231H218V230H220V227L222 226V224H220L219 225V227H218V224H215ZM224 225H226L225 223H224ZM228 225V226H229ZM235 225V224H234ZM236 225V226H237ZM247 224L245 225V227L246 226H248ZM157 226V225H156ZM204 226V225H203ZM228 226H225V227H228ZM239 226H241V228L239 227ZM144 227V226H143ZM167 227V226H166ZM208 227V226H207ZM206 227V228H207ZM212 227V226H211ZM224 227V226H223ZM224 227V228H225ZM230 227H233V224H232V226H230ZM230 227H228L229 229H230ZM235 227V226H234ZM245 227L243 226V228L245 229ZM176 228V227H175ZM222 228V227H221ZM249 228H253V226L252 227H246V229H249ZM254 228H253V230L251 229V230H249V231H254ZM261 228H262V230L263 231H261ZM177 229V228H176ZM208 229V228H207ZM213 229V230H214ZM232 229V228H231ZM230 229V230H231ZM235 229V228H234ZM241 229V230H240ZM243 229V231L241 232V233H244V231L246 230H244ZM227 229L225 228V231H226ZM158 231V230H157ZM170 231V229L168 230V232ZM204 231V230H203ZM211 230L210 229H208V231H206L207 232V234H208V232H210ZM217 231L220 233H218L219 235H217ZM237 231V230H236ZM235 231V232H236ZM259 231L260 232H262L261 234H259ZM156 232V231H155ZM173 232V231H172ZM212 232V231H211ZM211 232H210V234H211ZM226 232H229L228 230L226 231ZM226 232H224L223 233V237H225V235L224 234H227ZM231 232V236H233V234H232V232H233V230H231L230 231ZM247 232V231H246ZM255 232V231H254ZM161 233V232H160ZM159 233V234H160ZM171 232H169V234H170ZM174 233V232H173ZM238 233V235H240V232H237ZM167 234V233H166ZM201 235H202V237H203V232L202 233H200ZM206 234V233H205ZM236 234V233H235ZM234 234V236L233 237H236V235ZM246 236L248 235V234H246V233H244ZM255 235H257L256 233H254ZM253 234V235H254ZM1 235V234H0ZM160 235H162V234H160ZM222 235V234H221ZM228 235V234H227ZM226 235V236H227ZM253 235H251V236H253ZM164 236V235H163ZM208 236H209V234H208ZM213 236H212V238H213ZM229 236H230V233H229ZM242 236V238H243V235L241 234L240 235V237ZM258 236H256V237H258ZM262 236H261V238H262ZM166 237V236H165ZM169 237V236H168ZM177 237V236H176ZM190 237V236H189ZM192 237H194V236H192ZM198 238H199V236H197ZM196 237V238H197ZM205 237H207V236H205ZM210 237H211V235H210ZM222 237V238H223ZM232 237V238H233ZM201 238V237H200ZM204 238V237H203ZM220 238V237H219ZM227 238V237H226ZM225 238V239H226ZM242 238H240V240L242 239ZM0 239H2L1 237H0ZM186 239V238H185ZM189 239V238H188ZM190 239H191V237H190ZM205 239V238H204ZM221 239V238H220ZM230 239H231V237H230ZM229 239V240H230ZM235 238H233L232 240H230V241H233ZM239 239V237H236V239H235V241L236 240H238ZM254 239H255V237H254ZM258 239V238H257ZM167 240V239H166ZM182 240H183V238H182ZM195 240V238H192L191 239V241H193L194 243L196 242H199L198 241V239H197V241H194ZM199 240H201V239H199ZM203 240V239H202ZM211 240V239H210ZM213 240V239H212ZM212 240H211V243H212ZM227 240V239H226ZM229 240L227 241V242H229ZM242 240H244V241H246V243L248 244L249 243V241H247V240H245V238L244 239H242ZM242 240H241V242H242ZM258 240H260V238L258 239ZM179 241V240H178ZM181 241V240H180ZM185 241V240H184ZM208 241V240H207ZM219 241V240H218ZM223 241H225L224 240V238H223ZM244 241H243V243H239V241H237L240 245L242 244H244L243 245V247L245 246V243H244ZM261 241H264V239H261ZM261 241L259 242V241H256L255 240V243L256 242H258V243H261ZM188 242H190L189 240H188ZM188 242H186V243H188ZM193 242H192V244H193ZM204 243H205V240L203 241ZM214 242V241H213ZM226 242V243H227ZM250 242H252V241H250ZM185 243V242H184ZM191 243V242H190ZM190 243H188L189 245H191ZM200 243H202L201 241L199 242V245H198V243H197V246H199V248L201 247V246H203V245H201L200 246ZM210 243V244H211ZM221 243V242H220ZM219 243V244H220ZM223 243V242H222ZM225 243V244H226ZM230 243V242H229ZM233 243L235 244V242L233 241ZM238 243H236V244H238ZM253 243V242H252ZM254 243V244H255ZM257 243V244H258ZM224 244V246L222 245V244H220V245H222V248L224 247V248H226L225 245ZM232 244V243H231ZM234 244H233V247H234ZM247 244H246V246H247ZM263 244H264V242H263ZM262 243H261V245H263ZM186 245V244H185ZM196 245V244H195ZM194 245V246H195ZM205 245H206V243H205ZM207 245H209V244H207ZM211 245H213L214 247H217L216 246V244H214V243H212ZM210 245V246H211ZM217 245H218V243H217ZM242 245L240 246L241 248H243L242 247ZM249 245V244H248ZM251 245V244H250ZM260 245V246H261ZM181 246H183V245H181ZM212 246V247H213ZM227 246H231L230 244H228ZM239 246V245H238ZM252 246H254V245H252ZM256 246V245H255ZM204 247H206V246H203L202 248V250H204ZM213 247V248H214ZM235 247H237V245H235ZM235 247H234V249H235ZM249 247V246H248ZM263 247V246H262ZM261 247V249H263ZM196 248H198V247H196ZM209 248V246H207V251H209V252H212V248L210 249H208ZM218 248L220 249V246L219 247H217V250L214 248V252L213 253H211V254H214L213 256L216 258L217 257V255H218ZM239 247H237V250L239 251V249H238ZM193 249V248H192ZM226 249H228V248H226ZM234 249H228L229 251H228V253L230 252V253H232V252H234V251H236V250H234ZM243 249H245V247L243 248ZM248 249H251V248H248ZM257 249H258V247H257ZM261 249H259V251L261 252L262 250ZM195 250V249H194ZM200 250V249H199ZM202 250H201V252H202ZM211 250V251H210ZM234 250V251H233ZM100 251V250H99ZM217 251V252H216ZM220 251H222L221 249H220ZM225 251V250H224ZM238 251H236V252H238ZM247 251V250H246ZM246 251H241L242 253H244V252H246ZM197 252V251H196ZM195 252V253H196ZM200 251H199V253H201ZM236 252H235V254H236ZM240 252V251H239ZM241 252H240V254H241ZM249 252V251H248ZM254 252H256V249H255V251ZM254 252H250L251 254H253ZM260 252H258V253H260ZM204 253V252H203ZM217 253V255H215ZM222 253H223V251H222ZM227 253V252H226ZM227 253V254H228ZM249 253V254H250ZM258 253L256 252V254L258 255ZM98 254V253H97ZM191 254V253H190ZM210 254V255H211ZM219 254H220V252H219ZM225 253H223V255H224ZM226 254V255H227ZM234 254V255H235ZM260 254H262V256H264L263 255V253H260ZM260 254L257 256V258L259 257V259H256V256H254L255 258L254 259H252L250 256L251 255H249V260L250 259H252V262H251V260L249 261V260H247V261H244V260H246L245 259V256H246V254H244L243 256H244V258H242V260L240 259L239 260V257H238V259L237 258H235V259H237L236 260V262L239 260V261H242V262H250V264L252 263V264H255L256 262H254L255 261V259L256 260H262V261H258V264H260L259 262H264V259H262V258H264V257H262L261 259H260ZM203 256V254L201 253L199 256ZM222 255V254H221ZM222 255V256H223ZM234 255H232L231 254V257L232 256H234ZM254 255V254H253ZM133 256V255H132ZM198 256V257H199ZM206 256V255H205ZM229 256H230V254H229ZM239 256V255H238ZM242 255L240 256V258L241 257H243ZM248 256V255H247ZM103 257V256H102ZM196 257H197V255H196ZM212 257V256H211ZM210 257V258H211ZM225 258H226V256H224ZM120 258V257H119ZM202 258H206V257H201V259H200V263L202 264V262L204 261V263H206L205 262V260H203ZM208 258V259H207ZM207 260H209L210 262L212 261V260H210L209 259V256H207ZM218 258H219V255H218ZM222 258V257H221ZM225 258L224 259H222V260H225ZM122 259V258H121ZM212 259H213V257H212ZM244 259V260H243ZM198 260H199V258H198ZM198 260H193L192 262L195 264V263H197L198 262ZM201 260H203V261H201ZM206 260V261H207ZM215 260V259H214ZM213 260V261H214ZM217 260L218 261H221L220 259H217L216 258V262H217ZM254 260V261H253ZM227 261H229V260H227ZM233 260L231 259V261L230 262H232ZM238 261V262H239ZM105 262V261H104ZM209 262V263H210ZM236 262H233V264H236ZM192 263V264H193ZM212 263V262H211ZM210 263V264H211ZM219 263V262H218ZM226 263V262H225ZM244 263V264H245ZM0 264H1V260H0ZM198 264V263H197ZM207 264H208V261H207ZM214 264V263H213ZM228 264V263H227ZM248 264V263H247ZM257 264V263H256ZM263 264V263H262Z\"/></svg>","mask_w":264,"mask_h":264}]
</instances>
